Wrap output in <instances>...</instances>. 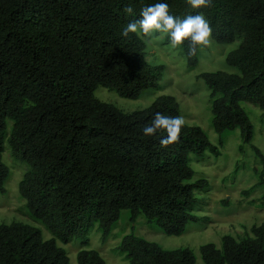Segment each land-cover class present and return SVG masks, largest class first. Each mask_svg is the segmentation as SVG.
Instances as JSON below:
<instances>
[{
    "label": "trees",
    "instance_id": "16d2710c",
    "mask_svg": "<svg viewBox=\"0 0 264 264\" xmlns=\"http://www.w3.org/2000/svg\"><path fill=\"white\" fill-rule=\"evenodd\" d=\"M159 2L180 19L203 14L219 43L241 40L226 57L239 72L199 77L210 90L215 131L239 128L244 141L252 140L242 102L259 105L264 115V0H213L201 8L187 0H0V191H7L10 176L3 160L8 144L29 166L20 194L53 236L45 239L40 228L23 222L0 223V264H71L58 241L82 238L86 245L95 221L106 240L124 209L132 221L143 214L168 235H182L200 220L209 182L195 179L192 156L220 153L205 131L186 123L179 141L162 147L166 132L144 136L142 129L156 112L181 116L175 96L162 95L133 112L95 96L99 86L126 98L160 86L164 66L147 61L142 30L122 35L129 22L142 19L143 7ZM127 5L132 14L124 12ZM164 44H171L169 34ZM179 47L188 67H196L200 46L194 56L188 41ZM260 201L264 207V192ZM221 242L200 246L202 264H264V222L241 238L226 234ZM116 250L128 264H197L193 249H167L134 232ZM77 260L108 264L98 250L84 246Z\"/></svg>",
    "mask_w": 264,
    "mask_h": 264
},
{
    "label": "rangeland",
    "instance_id": "374dc122",
    "mask_svg": "<svg viewBox=\"0 0 264 264\" xmlns=\"http://www.w3.org/2000/svg\"><path fill=\"white\" fill-rule=\"evenodd\" d=\"M153 35L155 39L145 37L146 59L152 65L164 66L160 86L146 89L138 98H126L114 90L99 86L95 96L125 112L147 108L162 95L176 97L186 123L200 126L210 143L220 151L219 155L211 150H207L202 157L193 155L190 163L195 171V179L205 178L209 182V189L201 194L202 205L197 211L201 218L197 222H190L185 233L176 236L168 235L156 223L148 222L143 214L132 221L130 211L124 209L106 240L99 223L95 221L89 226L86 245H82V238H75L67 244L58 241L67 250L71 264H78L77 253L82 246L98 250L108 264H128L126 257L116 248L123 237L132 232L167 249L189 247L196 254L197 264H202L201 245L213 242L221 247L222 236L231 234L241 238L253 225L264 222V207L260 203L264 184L258 185L262 179L264 162L254 148L257 147L264 156L263 110L257 104L242 102L253 124L250 142L244 141L239 128L220 135L212 124L210 90L199 77L203 72L218 70L239 72L227 63L226 57L239 46L241 40L237 38L232 43H219L212 37L210 47H199L198 65L191 69L181 47L173 48L171 44H164L166 33ZM3 160L10 168V176L5 184L7 191H0V223L31 224L41 229L45 239L52 238V233L32 217L19 191V183L29 166L13 154L8 144H5Z\"/></svg>",
    "mask_w": 264,
    "mask_h": 264
},
{
    "label": "clouds",
    "instance_id": "9594fccd",
    "mask_svg": "<svg viewBox=\"0 0 264 264\" xmlns=\"http://www.w3.org/2000/svg\"><path fill=\"white\" fill-rule=\"evenodd\" d=\"M193 8L211 7L213 0H187ZM134 11L131 5L124 7L126 14ZM142 19L133 20L123 29L122 35L128 37L130 33H142L150 39H155L154 33H166L170 36L173 48L189 42V54L196 55L198 46L210 47L212 44L213 28L210 21L203 14L188 15L180 19L170 14L166 2L155 3L143 7L140 12ZM186 125L183 116H168L156 112L149 124L143 129L144 136H155L164 131L167 135L160 140L162 147L176 143L180 139L182 128Z\"/></svg>",
    "mask_w": 264,
    "mask_h": 264
}]
</instances>
